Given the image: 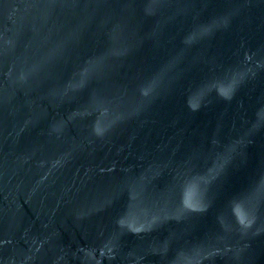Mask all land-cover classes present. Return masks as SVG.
<instances>
[{
	"label": "water",
	"instance_id": "obj_1",
	"mask_svg": "<svg viewBox=\"0 0 264 264\" xmlns=\"http://www.w3.org/2000/svg\"><path fill=\"white\" fill-rule=\"evenodd\" d=\"M0 264H264V0H0Z\"/></svg>",
	"mask_w": 264,
	"mask_h": 264
}]
</instances>
